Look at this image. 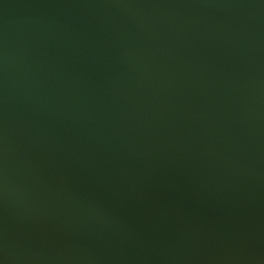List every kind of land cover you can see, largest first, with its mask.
I'll use <instances>...</instances> for the list:
<instances>
[{"label":"water","instance_id":"1","mask_svg":"<svg viewBox=\"0 0 264 264\" xmlns=\"http://www.w3.org/2000/svg\"><path fill=\"white\" fill-rule=\"evenodd\" d=\"M0 264H264V0H0Z\"/></svg>","mask_w":264,"mask_h":264}]
</instances>
